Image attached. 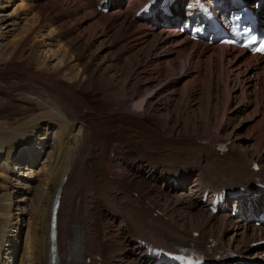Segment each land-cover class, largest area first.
Masks as SVG:
<instances>
[{"label": "bare ground", "instance_id": "obj_1", "mask_svg": "<svg viewBox=\"0 0 264 264\" xmlns=\"http://www.w3.org/2000/svg\"><path fill=\"white\" fill-rule=\"evenodd\" d=\"M9 1L11 0H0V5L2 2L7 4ZM85 1L93 6L94 0ZM143 2L145 0H112L105 12L114 16L115 19L123 20L125 19L124 14L131 10L130 8H133L134 12ZM24 8L20 5L16 8L21 10L18 15L16 14V17L8 15V17L0 19V68L9 70L10 67H14L13 69L22 70L23 74H27V77L38 79V83L35 85L13 87L16 90L15 93H18V98L30 103L31 107L22 106L21 103L22 108L19 110H14L12 113H0V264H50L51 241L48 222L50 206L56 198L58 199L56 234L53 241L54 254L57 256L58 264H83L84 253L101 254L105 264H111V261L116 262L117 259L113 258L114 254L119 253L121 254L119 258L132 260L139 264L142 260L148 259V255L143 252L144 247H141L139 243L140 239L159 243L169 248L191 238V231L201 230L203 226L213 222L214 218L220 219L222 225L213 236L216 237L217 242L225 245V250H237L241 255L244 254L245 257L257 263L259 249L248 246V242L260 238L258 234L264 230V225L257 228L249 224L246 198L236 201L234 205L227 204L225 200L214 213L206 208L205 200L200 198L201 185L229 187L249 182L251 172L246 166V160L251 157L247 155V152H236L233 146L228 148L227 152L217 154L215 149L210 146L194 143L191 140V144L185 142L184 149L187 148L191 151L192 154L190 151L189 154L192 155V160L189 155L190 159L188 157L187 159L192 164L186 163L189 161L185 158L187 155L185 150L178 156V160L185 158L186 161L182 164L176 160L169 165L160 164L159 167H156L159 162L137 156L126 165L132 174L147 178L150 181V188L158 187L160 193H164L165 196H170L174 188L180 187L181 197L172 198V206L200 207L195 212L193 211L192 216L190 215L189 227L184 230L180 223H176L173 215L167 212V208L163 207L162 203H158L154 197L148 199L145 193L134 196L130 192L132 189L127 190L120 179L106 177L111 169L109 167L110 171H108L106 165H102L103 145H100L99 142L93 144L91 150L94 151L91 154V161L90 157L83 153L86 150L83 146H86L94 138V132H92V126L83 121L82 114L86 110L79 107L80 102L75 101L79 100L75 86H80L81 89L82 87H93L94 92L96 90L99 92L100 100L108 110L118 103L123 106L118 98L119 92L115 90L110 81L100 87L94 85L91 82L92 76L86 74L87 69L84 70L80 65L78 55L68 51V48L54 33L55 29L52 30L47 23H44L46 25L42 24L35 15L25 13L23 16L21 13ZM95 10L96 13L93 17L106 19L107 14ZM18 20L20 21L18 22ZM128 22L133 24L129 29L130 34L137 39L140 38L138 43L149 38L153 40L151 46L155 52L149 57L153 59L151 60L153 62L171 61L183 51L192 49L193 52H190L191 54L187 55L185 60L188 62L193 58H205L209 75L211 72L213 73L214 64L218 63L228 85L231 82L229 89L231 100L234 101L237 97L239 101L243 102L238 101V104L232 107L236 114H241L246 111V107L250 106L246 99L249 95L255 94L260 79L264 84V75H261L259 79L263 64L259 60L248 59L240 48L235 50L230 47L221 48L220 45L214 43L191 41L184 34L169 29L172 24L166 25L164 21H160L156 17L147 18L145 21L133 17ZM157 22L162 26L161 28L156 27L160 29L155 32L154 27ZM40 31L39 34L48 40L46 45L49 49L47 50L42 48L41 41L35 39V36H30L31 33L36 35L35 33ZM50 50L51 53H49ZM55 56L58 57L56 62L53 61ZM144 70L136 72L144 74ZM157 72L155 68L151 73ZM151 73H147V75L149 76ZM186 74L184 72L178 78L176 77L177 79L170 80L160 90L164 91L170 88L172 91L174 86L179 83L180 77ZM17 77L22 80L24 75ZM13 78L16 79V75ZM3 79H5L4 74L0 75V81ZM154 80V78L149 79L145 87L155 86L157 82L155 83L156 80ZM151 81L153 82L151 83ZM13 82L15 83V81ZM3 83H5L4 80ZM250 84H252L251 93L248 90ZM7 85H9V81ZM7 91L0 86V108L5 105L6 107L8 105L9 108V104H11H8L7 101ZM153 98L154 94L147 99L149 104L155 101ZM243 98L245 99L242 100ZM134 99L136 96L132 101ZM131 105H129V110L130 107H133ZM131 109L134 110V108ZM141 109L140 107L135 112L139 114ZM248 112L250 113V111ZM251 112L253 113V110ZM247 139V137H243L241 141H238L237 137H234V141H229L231 144H235L236 142L249 141ZM67 149L70 150L68 152L70 159L61 162L62 156L59 157L61 150ZM41 156H43L42 159L37 162ZM65 157V159L68 158L67 154ZM257 158L254 157V161L258 165H264V151L259 153ZM20 160L22 161L18 162ZM202 164L206 167L204 174L199 168ZM225 165L228 168L223 170ZM37 166L38 168H35ZM77 169L82 172L81 174L85 173L86 182L74 177L75 172H78ZM21 170L23 171L20 172ZM192 174L194 175L192 176ZM204 175L208 176L205 180ZM83 180L85 179L83 178ZM81 182L86 183L85 194L80 190ZM198 190H200L199 194H197ZM140 194L141 197L138 198ZM98 199H105V203L110 204L109 207L114 211L113 213L109 212L107 207V213H111V218L117 217L121 223L119 227L120 244L111 245L110 241L106 245V241H102L103 233L98 230V226L96 227L98 222L95 223L96 212L94 213V209L98 208L95 207ZM185 199H189L188 206ZM152 205L159 207L162 212L153 214L155 209ZM91 208L92 210H90ZM201 215L204 218H200ZM204 231L212 236L211 229ZM202 236V232L198 231L197 240L200 241ZM22 240L24 243L19 256L17 244L23 242ZM93 262L94 258L89 264H94ZM145 264H149V260Z\"/></svg>", "mask_w": 264, "mask_h": 264}, {"label": "rangeland", "instance_id": "obj_2", "mask_svg": "<svg viewBox=\"0 0 264 264\" xmlns=\"http://www.w3.org/2000/svg\"><path fill=\"white\" fill-rule=\"evenodd\" d=\"M1 5L0 19L8 17V15L16 17V14L18 15L21 11L16 8L19 5L22 6V8L25 7L21 13L23 16L25 13L35 15V17L37 16L38 19L41 20L42 24L47 23L52 30L55 29L54 33L68 48V51L78 55L80 65L84 70L87 69L85 71L86 74L92 76L91 82L94 83V85L100 87L106 84L107 81H110L111 85L115 87V90L119 92L118 98L122 103L126 101V104L123 103V106H119L118 103L113 105L111 110H108L107 107L104 106L102 100H100L99 92H97V90L94 92L95 89L93 87H89L90 89L82 87L81 89L80 86H75L76 92L79 95V100L75 101L78 103L80 102L79 107L86 110L84 114H82V118L86 124L92 126V132H94L95 138L90 141L91 143L89 142L86 146H83L84 150L86 149L83 153L87 157H90L91 161V154H93L92 152L94 151L91 150L93 144L99 142L100 145H103L104 151L101 155V161L103 160L102 165H106L108 171L111 169V173H107L106 177L110 179L114 177L118 180L120 179V182L124 184L127 190L132 189L130 192H133L134 195L136 193L135 191H137V194L145 193L148 199L154 197L158 203H162L164 205L163 207L167 208V212L173 215V218L177 221L176 223H180V226L184 230L189 227V218L196 209L200 207L186 208L184 205L183 207L177 205L172 206V198L176 196L181 197V188H174L170 196L166 195L167 197L163 195L164 193H160V189H157L158 187L152 186L151 189L149 185L150 181H148L147 178L137 174L134 175L127 169L126 165H128L131 160L137 156H142L153 162H159L156 167H159L160 164L169 165V163L171 164V162H175L176 160L179 164L185 163V161L190 158V160H192V155L189 154L190 150H187V148L184 149V146H186L185 142L189 144L193 141L194 143H198V137H203L205 135L209 137L216 136L225 139L228 138L232 141H234V137H237L238 141H241L243 137H247L249 141L236 142L235 144H231L229 141V146L231 145L229 149L234 146L233 149L236 152H247V155L251 158H247L246 161L252 160L254 157L257 158L258 154L264 151V93L249 95L246 99L250 104L249 107L245 108L247 112L244 111L241 114H236L233 112L232 107L236 106L239 100L237 97L234 101L231 100V94L229 93L231 82H229L228 85L218 63L214 64L212 67L213 73L211 72L209 75L205 58H193L188 62L185 60L187 55L193 52L192 49L183 51V53L178 54V56L171 61H151L153 59L149 57L155 52L151 46L153 40L149 38L138 43L140 38L137 39V37L129 32V29H131L133 25L128 22V20L131 19L132 8L129 10L130 13L127 11L124 14V18L126 19L125 22V19H115L114 16L109 15L103 10L100 11L107 14L106 19L103 17H93L96 10L92 4L89 5L85 0H11L7 4L2 2ZM19 21L20 20H18V22ZM159 25L160 24L157 22L154 27L155 32L159 31L161 28L162 25ZM156 27L160 28L158 29ZM39 33H41V31L35 33L36 35L31 33L30 36H35V39L41 41L42 48L44 47L45 50L49 49L48 45H46L48 40L43 38ZM49 53H51V50ZM57 60V56L53 57V61L56 62ZM13 68L14 67H10L9 70L0 68V75L3 76L4 74L5 76V79H3L5 83H3V80L0 81V86L3 90H8L7 101L8 104L11 103L9 104V108L8 105L7 107L5 105L0 108V113L3 114L8 112L12 113L14 110H19L24 105L25 107H31L30 103L24 102L18 98V93H15L16 90H14L13 87L30 84L35 85L38 83V79L35 80L33 77L29 78L30 76L28 75L29 77H27V74H23L22 70L16 68L15 70ZM155 68L158 72L151 73L154 72ZM138 70H144V74H137L136 71ZM184 72L187 74L180 77L179 83L174 86L172 91L170 88L164 91L160 90L165 84L167 85L170 80L177 79L179 75ZM147 73L151 74L148 76ZM14 75H16L17 81L13 78ZM18 75H24V78L21 80V78L17 77ZM147 76L148 78H145ZM207 77L209 78L207 79ZM153 78L156 80L154 81L155 83L157 82V84L155 86L150 85L149 88H146V82ZM145 79L147 80L145 81ZM8 81L11 86L7 85ZM11 81H15V83ZM31 81H34V83H31ZM152 82L153 81H151V83ZM251 87L252 84H250L248 88L250 93ZM10 88L11 90H9ZM152 94H154L153 99H155V101L149 104V100L147 99L150 98ZM134 96H136V99L132 101ZM244 99L245 98L242 100ZM239 102H241V100ZM128 104H132L131 106H133L130 107V110L134 108L131 112H135L140 107L142 109L139 110L140 112L138 111L139 114H132L128 112ZM252 110L253 113L251 112ZM248 111H250V113ZM191 140L193 141L191 142ZM69 151V149L61 150L59 157L64 156V159L61 157V162H65V160L69 161ZM183 151L187 153L185 157L186 160H184L185 158L178 160V156L181 155ZM66 154L68 157L67 159H65ZM42 157L43 156H41L37 162H40ZM190 160H188L189 162L186 161V163L192 164ZM203 166L202 164L199 168H201L200 170L202 173H205L206 167L204 166V168ZM35 168H38V166ZM227 168L228 167L225 165L223 170ZM76 171L78 172H75L76 174L74 177L76 179L80 178L81 181L86 182L85 173L83 172L84 174H81L82 172L78 169ZM193 175L194 174H192V176ZM207 177V175H204V180L207 179ZM83 178L85 180H83ZM85 182L84 184L81 182L82 185L80 183V190L83 194L86 193L84 192L86 191V188H84V186L86 187ZM140 197L141 194L140 196L138 195V198ZM104 200L98 199L95 204V207H98L95 208L97 210L94 209V213L96 212L95 223L98 222L96 227L98 226V230L103 233L104 238H102V240L104 239L103 242L106 241V245H108L110 241L111 245L120 244L119 227L121 223L118 221L117 217L111 218V213H113L114 210H112L109 207L110 204L108 202L105 203ZM185 200L188 206L189 199ZM107 207L111 213H107ZM90 210H92V208ZM202 217L204 218V216L201 215L200 218ZM163 218L166 219L165 217ZM221 226V220L214 218L213 222L206 224L201 230L199 229L197 231H199V233L202 232L203 237H206L208 234L204 230L210 231L211 229V235L214 236ZM22 241L23 242H18L17 244L19 247L17 250L18 255L24 243V240ZM106 250L108 251L107 248ZM114 255L115 257L113 258H116L117 261L113 263L111 258V264H119L120 261V264H136L132 260L119 258L121 257L119 253ZM147 260L148 259H144L139 262V264L146 263Z\"/></svg>", "mask_w": 264, "mask_h": 264}, {"label": "snow or ice", "instance_id": "obj_3", "mask_svg": "<svg viewBox=\"0 0 264 264\" xmlns=\"http://www.w3.org/2000/svg\"><path fill=\"white\" fill-rule=\"evenodd\" d=\"M256 51H258V52H264V45H262L260 48H257Z\"/></svg>", "mask_w": 264, "mask_h": 264}]
</instances>
